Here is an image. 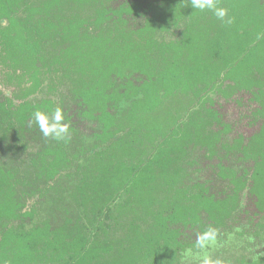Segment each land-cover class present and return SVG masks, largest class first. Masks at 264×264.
Here are the masks:
<instances>
[{"label":"trees","instance_id":"16d2710c","mask_svg":"<svg viewBox=\"0 0 264 264\" xmlns=\"http://www.w3.org/2000/svg\"><path fill=\"white\" fill-rule=\"evenodd\" d=\"M218 4L0 0V264H183L209 226L264 264V0ZM57 106L67 143L28 126Z\"/></svg>","mask_w":264,"mask_h":264},{"label":"clouds","instance_id":"9594fccd","mask_svg":"<svg viewBox=\"0 0 264 264\" xmlns=\"http://www.w3.org/2000/svg\"><path fill=\"white\" fill-rule=\"evenodd\" d=\"M191 6L200 11H212L217 19L224 25L230 26L235 23V17L229 16V10L226 7L219 6L218 0H190ZM36 124L46 139L56 141L70 142L71 132L70 124L65 122L64 111L61 107H55L49 114L43 110L36 109L28 122L31 127ZM220 231L219 229L209 226L197 234L195 240V251L189 248L185 251L184 256L192 258L196 264H227L222 258H213L209 249L218 246Z\"/></svg>","mask_w":264,"mask_h":264},{"label":"rangeland","instance_id":"374dc122","mask_svg":"<svg viewBox=\"0 0 264 264\" xmlns=\"http://www.w3.org/2000/svg\"><path fill=\"white\" fill-rule=\"evenodd\" d=\"M0 156L2 157L0 158L1 161L5 162L9 160V153H2L0 150ZM219 242L218 246L214 249H209V252L213 258H222L227 264H231L232 261L245 249L244 240L239 237L236 238L230 236L229 238H226V240H219ZM183 264H196V262L192 258L186 257Z\"/></svg>","mask_w":264,"mask_h":264}]
</instances>
